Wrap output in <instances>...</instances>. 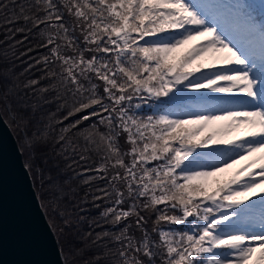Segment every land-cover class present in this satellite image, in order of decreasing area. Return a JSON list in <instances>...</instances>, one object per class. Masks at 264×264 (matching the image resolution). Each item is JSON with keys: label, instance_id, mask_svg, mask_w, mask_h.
I'll return each instance as SVG.
<instances>
[{"label": "snow or ice", "instance_id": "6c2138e0", "mask_svg": "<svg viewBox=\"0 0 264 264\" xmlns=\"http://www.w3.org/2000/svg\"><path fill=\"white\" fill-rule=\"evenodd\" d=\"M0 13L14 52L32 38L47 49L23 85L0 69V104L25 144L72 163L97 158L80 175L105 182L91 196L101 211L81 240L103 250L84 264H252L257 253L264 264V212L250 211L264 208V0H0ZM134 98L170 107L138 117ZM55 188L53 215L71 233L86 218Z\"/></svg>", "mask_w": 264, "mask_h": 264}, {"label": "trees", "instance_id": "16d2710c", "mask_svg": "<svg viewBox=\"0 0 264 264\" xmlns=\"http://www.w3.org/2000/svg\"><path fill=\"white\" fill-rule=\"evenodd\" d=\"M7 2L11 4L12 0H7ZM8 27H11V25L4 23L3 14L0 13V69L11 68L13 70L12 76L18 77V82L23 85L26 80L40 76L41 73L37 71L40 67L39 65H36L31 72H25L24 70L27 68L28 64L34 63L36 59L40 58L41 54L46 53L47 49L35 47L39 41L37 38H32L31 43L25 41L24 45L18 46L14 52L12 47H10L13 42L11 40H5V29ZM19 38L20 37L18 36L17 39ZM28 47H33L34 50L18 59L17 57L19 54L24 52ZM21 73L23 74L21 75ZM6 87L7 85L0 82V94L5 91ZM10 99L15 104L14 98L10 97ZM137 104L140 105L139 109L136 108ZM129 107L133 115L146 118L148 115H164L165 109L170 107V105L168 104L167 98H163L158 101H145L139 98H134ZM0 112L17 141L25 166L31 165V169L27 170L30 174L32 184L42 210L56 237L64 264L65 261H67V264H84V261L89 260L93 252L103 250L94 245H89L88 239L91 238L83 241L81 240V236H84L90 230V225L87 223V220L93 217H98L99 212L101 211V208L93 207L91 196L97 195L98 193L95 189L97 187H103L105 182L102 180H95L91 181L89 184H85L83 182L85 177L80 175V173L83 172V169L95 167L97 159L96 156L89 154L90 158L85 161H80L77 156L74 158L77 163H72L71 160L66 161L61 156L56 155V150L51 147L37 149L35 154H33V149L25 144L23 135L7 116L2 104H0ZM72 119H75V117H72ZM65 123H67V121H65ZM85 123L89 122L85 121ZM125 140L126 135L121 137L120 143L125 149H127L130 145L126 144ZM246 162L247 161L244 163ZM69 164H71V167H68ZM242 165L243 164H240V166ZM37 166H39V169L43 170L42 174L38 171ZM87 175L91 176L94 175V173L89 172ZM49 176L51 178H49ZM226 178H222L220 182L224 181ZM56 183H59L66 193L64 200L61 201V207H65V205H67V210L74 212L77 218L80 215H83L86 218V221L78 225L77 229L71 233H61L59 229L62 225L58 222L59 217L53 215L52 198L56 191ZM215 186L216 185H214L213 188ZM85 196L88 198V203L81 205L79 202L81 199L85 198ZM95 203L105 206L102 201H96ZM81 207L86 209V211H80ZM158 207L163 208V205ZM142 214H144L148 219L146 227L151 229L156 214L151 211ZM132 219L134 220L135 217ZM103 227L111 229L112 226L105 224ZM101 230V228H94V231L96 232ZM136 235L139 236L140 233L136 232ZM109 247L112 246L109 245ZM108 256L111 257L112 252H109Z\"/></svg>", "mask_w": 264, "mask_h": 264}, {"label": "water", "instance_id": "95a60500", "mask_svg": "<svg viewBox=\"0 0 264 264\" xmlns=\"http://www.w3.org/2000/svg\"><path fill=\"white\" fill-rule=\"evenodd\" d=\"M0 264H64L17 141L1 112Z\"/></svg>", "mask_w": 264, "mask_h": 264}, {"label": "rangeland", "instance_id": "374dc122", "mask_svg": "<svg viewBox=\"0 0 264 264\" xmlns=\"http://www.w3.org/2000/svg\"><path fill=\"white\" fill-rule=\"evenodd\" d=\"M219 1H221V0H219ZM253 1H255L257 4L261 2V0H253ZM209 3H211V2H209ZM212 3H213V2H212ZM224 3H225V2H221L219 5H223ZM213 4H214V3H213ZM217 5H218V4H217ZM260 45H261V44H260ZM258 48H259V47H258ZM257 155L259 156L260 154L257 153ZM235 167H236V169H237V168L240 167V165H236ZM235 167H233L232 169H229L227 172H224V173L219 174V176L216 177L215 180L220 181L222 178H226V177H227L226 180H229V179H230L231 177H233V176L235 175V173L238 171V170L235 169ZM211 183H212V187H213V186L215 185V182H211ZM252 199H258V198H257V197H252ZM260 212H264V208H261ZM255 231H259V230H255ZM258 256H259V253L256 254V257H254L252 264H255V259H257Z\"/></svg>", "mask_w": 264, "mask_h": 264}]
</instances>
